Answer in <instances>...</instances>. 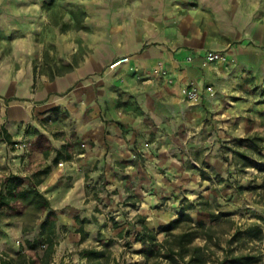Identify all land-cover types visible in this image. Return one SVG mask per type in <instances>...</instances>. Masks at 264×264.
<instances>
[{
	"label": "clouds",
	"instance_id": "9594fccd",
	"mask_svg": "<svg viewBox=\"0 0 264 264\" xmlns=\"http://www.w3.org/2000/svg\"><path fill=\"white\" fill-rule=\"evenodd\" d=\"M77 2L84 3L86 0H77ZM103 2L104 0H93V3L96 4ZM9 10L18 16L25 17V23L28 18L35 21L39 17L41 24L38 25L35 22L27 24L28 31L25 32L23 37H13L10 41L0 39V53H3V55H0V80L3 81L4 85V88L0 89V104H4L5 90H9L10 95L14 93L15 96L19 97L29 109L23 126L31 123L40 132L48 135L49 142L54 149H59L62 144L72 138L73 122H75L76 133L82 135L88 129L96 128L104 123L99 115L101 112L107 113L105 119H111L115 116L114 103L117 101H120L119 103L122 105H130L129 108L122 109V114L117 118L124 119L129 127L138 130L141 134L146 133L148 128L151 127L150 124L144 122L145 116L151 117L157 127L166 130L171 129L169 134L176 132L181 123L180 120L177 119L166 125L160 116L150 112L145 106V93L149 95L159 93L158 99H162L169 104H175L181 110L195 109L196 114L193 116L192 122H185L190 131L186 135L183 131H180L184 137L182 140L177 137V143L187 149L190 145L199 143L198 140L192 139V137L197 136L201 128L206 127L202 122H199L201 117L209 115L221 107L219 100L216 99V94L223 95L231 91L230 86L227 84L229 72L233 69L240 71V69H237L238 64L240 68L247 64V61L239 58L238 53L245 50L264 59V0H131V3H125L124 7L117 9L112 15V20L115 21L117 15L131 13V17H123L124 23L118 26L121 29L128 27V31L123 36L112 39L107 32V24L102 23L104 30L98 32L94 49L89 50L87 47H83L82 51L76 54L77 60L84 56L92 61L91 70L81 74L82 86L96 89L99 92V94L94 93V98L89 99L86 103L65 88L58 89L51 78L55 76L56 69L60 67V61L57 57H64L67 60L68 56L65 55L62 48L64 41L52 28L49 17L40 6V0L28 7ZM149 17L152 19L149 20ZM181 20L189 26H195L192 35H180V30L176 25ZM132 21H136V23L132 24ZM32 29L40 32L38 38L33 35ZM201 34L206 39L203 41V49L198 48L197 52H203L205 58L194 62L191 68H186L184 74L177 73L175 62L172 61V57L168 54V49L164 48V45L167 44L169 47L175 48L178 41L193 39ZM137 36L140 37L139 40L135 39ZM241 40L245 43L240 44L239 41ZM22 41L28 46L26 56L19 54V45ZM153 41H159L157 47L164 48V51L158 56L145 53L146 58L137 60L133 65L132 60L135 54L141 52L143 45L146 43L152 44ZM49 42L56 45L55 50L48 47ZM42 49L44 52L47 51V58L41 52ZM229 49L232 54V63L228 69L221 71L218 65L209 63L213 60L214 53L223 52V58L228 57ZM151 51L149 49V52ZM223 58H220L221 61ZM169 62L173 63V67L169 71L176 77V80L169 83V78H165L161 83L158 76L161 69H164L165 64ZM33 63L35 64L34 73L30 67ZM49 66H51V71ZM17 68L22 69L25 73L23 78L18 74ZM133 68L137 70L138 74L140 69H144L143 76L150 78L139 86H129V77L126 74L132 72ZM189 74H192L194 82L192 83V90L186 92L185 86L189 81L188 79L181 80L180 77ZM42 75L49 78L42 79ZM116 81H123V83L118 88H112L111 86ZM206 81L211 86L205 88ZM9 86H11L10 89ZM165 86L168 88L175 87L176 94L174 96L165 94ZM129 93L132 95H129ZM186 95L187 99H185ZM53 103L61 105L62 110H66L67 115L58 124L42 125L40 123L41 117L34 115L31 110L33 107L42 109ZM137 104L142 109V114H139L141 111L136 110ZM86 108H91L93 117L92 121L88 123L82 122ZM204 109H207V111ZM4 124L5 117L3 112L0 111V127ZM53 127L63 129L64 136L61 139L51 136ZM221 127L225 126L221 125ZM14 129L15 125L10 126V130ZM22 132L23 128H21V135L15 138L23 141L25 137ZM237 133H239V130H237ZM221 135L223 134L221 133ZM215 139L216 137L213 136L207 143L211 144ZM119 147L126 150L128 146L125 143H120ZM153 147L154 145L150 144L144 145V150L147 151ZM176 147L177 144H168L167 147L160 150L167 152L170 148ZM115 150L118 151V149ZM16 151L18 153L26 151L23 143L17 146ZM53 154L55 153L53 152ZM108 162L111 163V160L109 159ZM158 166L160 165L157 161H151L148 172L155 175L152 173V169ZM239 167V164L234 163L229 170L233 171ZM124 171L134 174L136 169L128 167ZM231 179L242 184H246L252 179L264 181V173H256L253 169H248L247 174L233 171ZM118 186V184L113 185V187ZM153 187L159 190L158 195H165L167 191H170L168 185H164L159 177L156 178L154 184L149 186V189L151 190ZM189 187H196V185H189ZM124 195L125 193L121 190L119 196L113 197V199L119 201ZM191 199L195 200V197ZM50 200H52L51 197ZM146 202L148 204L161 203V207L158 210L143 208L140 211L120 207L116 209V218L113 221L105 216V213L108 216L113 214L108 209H102L98 214L93 213L92 206L96 204L95 200L90 201L87 205H77L80 209L78 213L74 209H66L65 212H61L60 209L65 208L69 201L57 203V200H52L55 214L51 218L55 220V225L50 233L47 230L46 223V217L49 214L45 210L35 220L25 219L19 228L9 230L8 236L0 237V252L3 251L5 246L19 248L24 245L27 247L26 242L30 241L37 248V252L33 255L36 264H61V262L62 264H89L88 255L70 237L75 221L73 220L68 224V231L61 229L64 217L70 214L91 219L95 215L96 219L92 223L85 224L84 230L88 232L90 240L95 238L100 243H90L85 247L99 249L100 244L107 242L109 239L114 238L121 241V237L117 234L122 228H133V232L137 229L142 231L144 225L137 222L139 216H144L147 226L154 228L159 222L167 223L169 220L176 219L182 207L179 200H168L166 203H162L156 200L155 197L146 196ZM238 206L233 205V207ZM112 207L115 209L116 206L113 205ZM188 211L190 215H196V211L191 209ZM106 219L107 227L101 229L100 224L104 223ZM114 224L118 226L113 227ZM124 239H127V237ZM62 241L66 242L63 247L64 255L53 258ZM133 246L136 248L141 247L139 242ZM116 251L124 250L117 248ZM128 259L131 260V257L129 256Z\"/></svg>",
	"mask_w": 264,
	"mask_h": 264
},
{
	"label": "crops",
	"instance_id": "0c3cea01",
	"mask_svg": "<svg viewBox=\"0 0 264 264\" xmlns=\"http://www.w3.org/2000/svg\"><path fill=\"white\" fill-rule=\"evenodd\" d=\"M34 3H37V0H0V39H7L10 41L13 37H23L25 32L28 31L27 24H31L33 22L38 25L41 24L39 17H37L35 21L28 18L25 23V17L18 16L9 10L12 8L19 9L28 7ZM125 3H131V0H104L103 3L99 4L93 3V0H86L84 3H78L77 0H40V6L43 10H45L46 15L49 17V22L53 29L68 28L69 30H74L73 34L75 36L71 37L70 34L68 38L61 37L64 41L62 48L65 55L68 56V59H63L62 63H60V67L56 69L55 76L51 77L58 89L65 88L67 91H70L73 95L77 96L78 99H83L86 103L89 99L94 98V93L99 94L96 89L82 86V80L80 78L81 74L91 70L92 61L86 59L84 56H81L79 60H77L76 54L81 52L83 47H87L89 50L94 49L98 32L104 30V25H101L102 23L107 24V32L112 39L123 36L128 31V27L121 29L118 26L124 23L123 17L126 16L130 18L131 13H122L121 15H117L115 17V21L112 20L113 13L117 9L124 7ZM78 6L81 7L85 16L84 20L80 22H77L76 19ZM151 19L152 18L149 17V20ZM131 23L135 24L136 21H132ZM176 26L179 28L181 36H190L195 30L194 25L189 26L183 20L178 21ZM76 30H78V32ZM31 31L37 38L40 36V32L38 30L32 29ZM135 39L139 40L140 37L137 36ZM205 39L206 37L201 34L193 39L178 41L175 48H171L167 44L164 45V48L168 49V54L171 55L172 61L175 62V71L177 73L184 74L186 68H191L194 62L205 58L203 52H197L198 48L203 49V41ZM158 43L160 42L153 41L152 44L146 43L143 45L141 52L135 54L132 64L135 65L137 60L145 59V53L153 56L160 55L164 51V48H158ZM239 43L244 44L245 41L241 40ZM19 49L20 55L26 56L28 54V46L25 42L22 41L20 43ZM149 49L152 51L149 52ZM41 52L43 54L45 53L43 49ZM228 53V57L232 58L230 49L228 50ZM0 55H3V53H0ZM33 55H35V53H33ZM238 56L241 60L247 61V64H245L243 68H240V65L238 64L237 69H240V71L233 69L229 72L227 84L230 86L231 91L223 95L220 93L216 94V99L219 100L221 107L215 111H221V108L229 106V103H232L231 97L233 93H236L237 83L239 78L243 76V70L248 74L256 76H260L264 72V59L260 58L256 54L241 50L238 53ZM189 57L191 59H188ZM117 59L119 58L117 57ZM210 64L218 65L221 71L229 68V66L220 62H212ZM30 67L31 71L34 73L35 64L33 63ZM172 67V62L165 64L164 69L166 70V76L158 77L161 83H163L165 78L171 79V83L176 80V77L169 71ZM49 70L51 71L50 67ZM143 71L144 69H140L139 74L133 72L126 74L129 77V86H139L150 78L143 76ZM17 72L21 75V78L24 77L25 73L22 69L17 68ZM48 78L49 77L42 75V79ZM180 79H188L189 83L187 85L194 82L192 74L187 76L181 75ZM122 83L123 81H116L111 87L118 88ZM208 85H210V83L206 81L205 86ZM3 88V81L0 80V89ZM10 88L11 86H9V89ZM165 94L168 96H174L176 94L175 87L168 88L165 86ZM129 95L132 94L129 93ZM159 95V93L153 95L145 93L144 104L150 112L160 116L166 125L169 122H174L179 119L181 123L176 132L169 134L171 129L166 130L164 128L157 127L155 121H153L151 117L145 116L144 122L146 124H150L151 127L148 128L146 133L141 134L138 130L129 127L124 119L117 118L122 114V109L130 107V105H122L119 103L120 101H117L114 103V110L116 113L115 116L111 119H105L104 117L107 113L101 112L99 115L100 118L104 120V123L98 125L96 128L88 129L82 135H78L76 133L75 122H73L74 127L71 133L72 138L62 144L59 149H54L49 142L48 135L40 132L39 129L35 128L31 123L23 126L29 109L23 104L19 97L15 96L14 93L10 95L9 90H5L4 104H0V111L3 112L5 117V124L0 127V182L2 179L7 178V184L12 185V183H15L18 180L21 186L26 189L36 188L44 197H46L49 202L50 209L54 212L55 209L52 207V200H57V203L69 201V203L65 205V208H61L60 211L65 212L66 209H74L78 213L80 209L77 205H87L90 201H92H86V193L92 189L93 185L99 182L100 175L104 177L105 180L110 181L109 186L112 189H116L114 197H118L121 190L125 193L124 197L119 201L114 200L113 198L105 200L107 201L106 204L109 209H113V205L116 206L115 209H119L120 207L124 208L123 204H127L130 200H135L134 198H127L130 194L138 197V201H135L137 207L134 211H140L143 208L152 210L160 209L161 203L148 204L146 202V196L155 197L156 200L162 203H166L168 200H179L180 202V196L183 195L192 201L193 199L191 198H196L198 195V193L194 194V190L200 185V175L198 169H195L193 166L185 163L186 158L184 155L176 152L177 147L170 148L167 152L161 151L160 149L167 147L168 144H176L175 141H177V137H183L180 131H183L184 135L190 131L185 122H192V118L196 114L195 109L187 108L181 110L179 106L175 104H169L164 102L162 99H158L157 97ZM136 110L141 111L139 114H142V109H140L139 104L136 105ZM204 110L207 111V109ZM31 111L34 115L41 117L40 123L42 125L58 124L64 118L62 117V114L67 115L66 110H62V106L55 103L42 109L33 107ZM44 113H46V115H44ZM211 114L212 112L209 115L201 117V121L199 122L206 125L205 120L206 118H210ZM92 119L91 108H86L82 117V122L88 123L91 122ZM12 125H15L14 130H10V126ZM21 128H23L22 134L25 137L23 141H27L28 144H34L26 151L18 153L16 151L17 147H14V143L21 142V140L15 138L16 136L21 135ZM39 135H43L47 138L46 143L50 145L49 150H44L41 147V144L36 143L35 140ZM51 136L56 139H61L64 136L63 129L53 127ZM204 137L205 136H200V140L205 139ZM145 142H148L150 145H154V147L145 151L143 148V144ZM79 143H83L85 145L84 148L74 150L73 145L77 147ZM120 143H125L128 146L127 149L125 150V148L119 147ZM115 149H118V151ZM190 149H192V146ZM140 151L145 153V156L147 157L142 166L140 163L136 162L134 158V153ZM53 152L55 154H53ZM9 153L10 155H8ZM129 153H131V155H129ZM58 155L59 157L56 160ZM208 157V161L211 162L216 172L223 173L226 171V165L216 157L215 153L208 154ZM109 159L111 160V163L108 162ZM153 160L157 161L160 165L152 169V173L155 175L148 172V166ZM101 161H103V163H101ZM60 162L63 164L59 165ZM218 165H220L219 168L217 167ZM128 167L135 168L136 172L133 174L124 171V169ZM44 168H48V172L44 175H37ZM93 173H95V175H93ZM124 175H128V177H126L127 179H124ZM136 176L142 178L143 183L137 184V180L135 178ZM157 177L160 178L164 185H168L170 189V191H167L165 195H158L157 193L159 190L157 188L153 187L151 190L149 189V186L155 183ZM38 178H40V182L34 186V183ZM116 184L119 186L113 187V185ZM193 184L196 185V187H189V185ZM88 185L90 186L88 187ZM5 186L7 185H2L0 183V192L6 193L7 188ZM31 195L32 194L28 193L25 198L20 200V203L23 206L20 213L11 212L7 209L11 214H13V219L8 222L9 225L5 228V233L3 232L0 234V237H6L9 235V230L19 228L24 222L25 216L28 212L37 210V217L45 212L41 209L33 208V204L30 205L27 203ZM175 195H179V197L177 196V198H175ZM203 195L207 198L206 194L203 193ZM50 197L52 200H50ZM219 210L225 211V207H221ZM228 211L229 210H226L225 212L228 213ZM93 213L96 214L94 211ZM180 213L181 212L179 210L177 217ZM190 216L195 219V221L203 220L207 224L210 223L209 216L208 218L203 217L202 219L196 218L197 214L195 216ZM94 218L95 216L89 219L88 217L81 218L79 215L69 214L64 217V223L61 224V229L64 231L63 228H66L65 231H68V224L74 220L75 226L70 232V237L78 244L81 234H84L85 232L84 225L89 222H93ZM230 218L237 224L252 221L245 220L240 222L232 215H230ZM76 219L84 221L83 227H79L76 223ZM170 221L172 220H169L167 223L159 222L154 228H149L145 223L144 217V224L156 233L158 240H162L166 235V233L160 231V226L163 227ZM125 229L124 231H127ZM139 231L140 230L137 229L135 232L130 234V237L135 236V234ZM233 231L234 228L222 235L220 234L222 247L225 246L224 239L229 238ZM77 237H79V239H77ZM64 243L66 242L62 241L60 243V246L56 249L53 258H59L64 255ZM134 243L137 242L134 241ZM193 243L202 245L204 240L196 238ZM140 245L142 247L141 243ZM23 247L24 245L19 248L5 246L2 252L15 255ZM141 247L137 249H140ZM216 257H222L221 249L216 250V255H212L211 258L215 259ZM138 261V264H145L142 256ZM207 264L211 263L208 262Z\"/></svg>",
	"mask_w": 264,
	"mask_h": 264
},
{
	"label": "rangeland",
	"instance_id": "374dc122",
	"mask_svg": "<svg viewBox=\"0 0 264 264\" xmlns=\"http://www.w3.org/2000/svg\"><path fill=\"white\" fill-rule=\"evenodd\" d=\"M76 17L77 22L84 20L85 17L83 10L79 6L77 7ZM54 30L60 35V37L68 38L70 34L71 37L75 36L73 34L74 30H69L68 28H55ZM76 31L78 32V30ZM48 47L53 50L56 49V45L52 42H49ZM44 55L47 58V51H45ZM57 59L60 61V63H62L64 57H57ZM212 62H220L224 65L230 66L232 63V58L226 57L223 58L222 61H209V63ZM49 67L51 68V66ZM132 72L137 73V70L133 69ZM159 76L164 77L166 75L159 74ZM169 83H171V79H169ZM209 86L211 85L205 86V88ZM185 88L186 92L188 90H192V84L186 85ZM187 98L188 97L186 95L185 99ZM231 101L232 103H229V106H224L223 108H221L222 112H212L210 118H206V127L201 128L200 133H198L197 136L192 137V139L198 140L199 143L190 145L187 149H185L183 146L179 145L177 141H175L177 144L176 152H179L180 154L185 156V163L187 165L193 166L199 171L200 185L197 189L194 190V194L198 193V195H203L204 193L206 194L207 198L215 196L219 204V209L221 207H225V211L229 210L228 213L240 222L245 220H252L258 221L260 223V221L257 220L256 217H264V207H262V205H264V201H261L260 199L262 196H264V181L252 179L248 183L242 184L233 181L231 177L233 175V171L247 174L248 169H253L256 173H264V72L260 76H256L253 74H248L243 70V76H241L238 80L236 93L232 94ZM65 116V114H62V117ZM221 125H224L225 127H221ZM229 129H231V131H229ZM237 130H239V133H237ZM221 133L223 135H221ZM200 136H205V139L201 138L202 140H200ZM213 136H215L216 139L213 140L211 144L207 143V141ZM247 137H255L258 139L259 144L262 146L260 149L261 156L253 151L251 154H249V156L251 157L250 165L247 167H242L240 162L235 157L236 153L234 152V150H236V144ZM179 139L182 140L183 137L179 136ZM247 143L248 141H243V144ZM144 145L149 144L148 142H145L143 144V148ZM84 146L85 145L83 143H79L77 147L73 145V149L80 150L81 148H84ZM191 146L192 149H190ZM211 153H215L216 157L219 158L222 163L227 166L225 172L220 173L215 171V168L212 166L211 162L208 161V154ZM134 158L136 162L141 164V166L144 164V160L147 159L145 153H143L142 151L135 152ZM234 163L239 164L240 167L238 169L230 171L229 169L232 168V165ZM62 164V162L59 163V165ZM219 166L220 165H218L217 167L219 168ZM225 173H227V175H225ZM124 176V179H127L126 177H128V175ZM135 178L137 180V184L143 183L142 178H140L139 176H136ZM109 185L110 181L105 180V178L100 175L99 182L93 185L92 189H90L88 193H86V201L95 200L96 204L93 206V211L98 214L102 211V209H108V211L113 214L111 216H108V214L105 213V216L107 217V219L115 221L116 209L107 208V201H105L107 199L113 198L116 194V189H112ZM89 186L90 185H88V187ZM198 195L196 196V198L198 197ZM177 196L179 197V195H175L174 197L177 198ZM127 198H134L135 200H130V202H128L127 204H123L124 208L134 211L137 207L135 201H138V197L130 194ZM36 200H38V198L31 195L27 203L30 205L33 204V208H36L34 205L37 202ZM185 200L191 201L184 195L180 196L181 206L185 204ZM233 205L239 206L233 207ZM194 211H196L197 214L196 218H208V214L199 212L198 210ZM37 213V210H32L26 214L25 219H34L37 217ZM12 215L13 214H11L7 209L3 208L0 211V234H2L3 232L5 233V228L9 225L8 222L13 219ZM125 215H127V213H125ZM95 219L96 216L94 220ZM107 219L104 223L100 224L101 229L107 227ZM137 222L139 223L138 219ZM76 223L79 225V227H83L84 221L76 219ZM117 226L118 225L115 224L113 225V227ZM225 228L226 224L218 226L219 230ZM63 229L64 231L66 230V228ZM122 229L117 234L121 237V241H117L116 239L112 238L105 243H101L99 248H101L102 246L110 248L112 250V255L114 256V258H116L118 264H138V260H140L141 254L138 253L139 249L133 246L135 244L134 236L130 237V234L133 233V228ZM124 229L127 231H124ZM179 230L180 227H177L174 229V232H178ZM160 231H162L161 226ZM162 232L166 233L165 231ZM125 237H127V239H124ZM90 243L100 242L95 238L90 240L88 232L85 231L84 234H81L78 244L82 249H84L90 248L85 247ZM117 248L124 251H116ZM129 256L131 257V260L128 259ZM260 262L261 263L255 264H264V252Z\"/></svg>",
	"mask_w": 264,
	"mask_h": 264
},
{
	"label": "trees",
	"instance_id": "16d2710c",
	"mask_svg": "<svg viewBox=\"0 0 264 264\" xmlns=\"http://www.w3.org/2000/svg\"><path fill=\"white\" fill-rule=\"evenodd\" d=\"M36 143L41 144L44 150H49L50 145L47 138L39 135ZM243 141H248L243 144ZM34 144V143H33ZM29 143L28 148L33 146ZM261 145L255 137H247L236 144L235 157L242 167L250 165V156L253 151L260 154ZM59 155L56 157L58 159ZM48 172V168H44L37 175H44ZM40 177V176H39ZM222 179V178H221ZM40 182V178L36 180L34 186ZM7 188L6 193L0 192V211L8 209L11 212L20 213L23 206L20 200L25 198L28 193L32 194L38 201L35 204L37 209L48 211L46 217L47 230L55 225V220L51 217L55 212L50 209L49 202L36 188H24L17 180L15 183L7 184V178L0 182ZM261 201H264L262 196ZM185 204L181 207L180 215L161 227L166 232L162 240H158L156 233L150 230L144 224V217L139 216L138 221L144 225L143 230L137 232L134 241L140 242L142 247L138 253L144 258L145 264H255L261 263V257L264 250V217L257 216L260 221H251L248 223L237 224L230 218L229 213L219 210L217 198H205L198 195L195 200H185ZM189 209H198L199 212L206 213L210 217V223L203 220L194 221L188 213ZM226 224V228L219 230L218 226ZM180 227L178 232L174 229ZM234 231L230 237L224 239L225 246H221V236L230 229ZM196 238L204 240L202 245L194 244ZM256 242V243H255ZM27 247H23L15 255L7 252H0V264H36L33 258L37 248L30 241L26 242ZM222 250V257L212 259V255H216V250ZM84 253L88 255L89 264H118L116 258L112 255V250L106 246L97 249L95 247L84 248Z\"/></svg>",
	"mask_w": 264,
	"mask_h": 264
},
{
	"label": "built area",
	"instance_id": "2783aa9c",
	"mask_svg": "<svg viewBox=\"0 0 264 264\" xmlns=\"http://www.w3.org/2000/svg\"><path fill=\"white\" fill-rule=\"evenodd\" d=\"M220 58H223V52L214 53L212 61L221 60ZM188 59H191V58L189 57ZM133 69H135V68H133ZM160 74H166V70L165 69H161ZM189 91H191V90H188L187 92H189ZM22 143H23V145L25 146V148L27 150L28 149V142L27 141L16 142V143H14V146L17 147L18 145H21ZM181 264H183V263H181Z\"/></svg>",
	"mask_w": 264,
	"mask_h": 264
}]
</instances>
